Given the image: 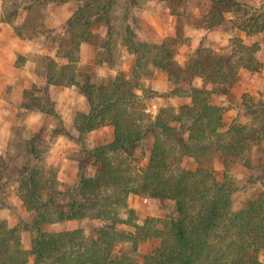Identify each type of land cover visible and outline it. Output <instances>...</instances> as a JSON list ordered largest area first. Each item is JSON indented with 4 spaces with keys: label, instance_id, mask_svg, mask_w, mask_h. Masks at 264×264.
<instances>
[{
    "label": "trees",
    "instance_id": "obj_1",
    "mask_svg": "<svg viewBox=\"0 0 264 264\" xmlns=\"http://www.w3.org/2000/svg\"><path fill=\"white\" fill-rule=\"evenodd\" d=\"M68 1L1 0L0 20L11 25L18 38L32 40L42 34L50 38L55 50L53 57L36 58L34 73L43 83L24 88L18 111L54 115L49 87L76 86L88 109L75 113V129L84 133L113 127V139L93 151L96 171L80 179L79 199L55 203L60 193L57 182L40 181L45 168L20 169L26 177L20 185V198L26 210L36 214L29 250L32 264H136L130 252L117 248L124 242L132 252L150 244L144 264H264V163L253 166L249 157L253 146L264 144V93L255 98L244 92L236 106L237 116L227 126L223 107L212 102V96L232 90L240 70H260L257 44L233 37L225 52L189 50L179 64L175 59L181 43L178 35L160 43L140 38L137 9L141 0H75L78 5L63 31L53 35L45 28L46 8ZM175 5L176 0L168 3L177 14L171 8ZM236 11L241 16L226 17ZM21 13L22 21L15 24ZM203 17L207 30L228 23L246 37L264 34V2L251 6L241 0H211ZM98 25L105 27L103 37L94 32ZM83 43L94 46L104 55L101 63L109 66L123 47L134 57L131 71L117 70L106 82L91 81L79 68ZM153 68L167 75L165 95L188 97L190 102L178 111L161 107L154 116L148 114L143 101L157 92L148 90L142 80L152 75ZM196 79L202 85L196 86ZM147 132L152 133V146L147 164L141 166L134 151ZM62 133L69 135L65 130ZM34 141L25 144L29 159H35ZM184 158L192 159L195 168H185ZM215 158L223 166L220 175L214 173ZM236 163L250 171L246 179L231 174ZM3 164L0 155V179ZM257 185L262 187L260 192L239 208L233 207L238 192ZM129 194L173 200L175 215L169 219L148 216L139 224L127 208ZM89 211L102 221L90 235H83L81 229L44 230L56 222L82 220ZM120 214L126 217L120 218ZM14 228L0 224V264L27 262L12 234Z\"/></svg>",
    "mask_w": 264,
    "mask_h": 264
},
{
    "label": "rangeland",
    "instance_id": "obj_2",
    "mask_svg": "<svg viewBox=\"0 0 264 264\" xmlns=\"http://www.w3.org/2000/svg\"><path fill=\"white\" fill-rule=\"evenodd\" d=\"M251 6H258L264 0H241ZM174 0H141L137 9V16L141 19V29L138 31L141 39L147 42L160 43L164 38L180 37L178 52L175 57L179 64L183 63L184 55L189 50L212 48L216 52H225L229 47V40L233 37L240 38L244 43H256L258 51L256 56L261 63L259 71L242 69L239 72V79L226 95L212 96V102L222 106L224 109V122L229 125L231 120L237 116L236 106L241 102L244 92L257 98L259 93H264V34L259 33L246 37L239 30H232L228 23L207 30L204 27V13L209 9L211 0H187V2L176 0V13H172L168 3ZM178 4V5H177ZM78 2L70 0L63 4H49L46 8L45 28L51 29L52 34L61 33L66 21L77 7ZM1 13V0H0ZM241 11L226 13L228 19L234 16H241ZM23 13L15 20V24L22 21ZM1 21V20H0ZM12 26L0 22V38L19 42L14 36ZM94 32L101 37L105 34V27L98 25ZM188 40V41H186ZM30 41L32 51L25 54H18L15 64L9 63L6 67L7 74L0 80V155L4 159L0 179V224L8 228H14L15 238L18 239V246L25 253L26 264L33 263V256L29 253L30 240L34 236L32 227L35 220V213L27 211L20 198V185L26 179L20 169L27 172L32 167H43L41 182L46 178L57 182V189L60 191L54 199L55 203L67 202L70 199H79V181L83 177H90L96 171L94 149L113 139V127L106 125L94 130L79 133L73 124L75 113L86 112L88 107L84 96L76 86H50L49 97L53 102L54 115L37 111H18L21 101L20 94L16 90V82L22 77V66L28 60L35 63L39 55L53 57L55 50L51 47L50 38L39 34ZM29 44V43H28ZM26 49L24 44L22 45ZM1 55V52H0ZM8 59L10 54H5ZM102 55L94 46L83 43L80 47L79 68L83 74L89 75L91 81L96 83L106 82L117 70L129 73L134 63V57L120 48L119 54H114L113 66L101 63ZM64 62V61H62ZM100 62V63H99ZM13 65V66H12ZM103 72L104 75H100ZM152 75L142 80V84L148 89L157 92L151 97L144 99L145 111L154 116L161 107H171L178 111L183 104L189 103L188 97L178 95H165L167 88V75L159 69H152ZM30 80V79H29ZM32 84L43 83L42 77L34 76ZM3 83V84H1ZM31 84V85H32ZM196 86L202 85L200 79L194 81ZM30 85V86H31ZM210 87V85H207ZM29 87V86H28ZM142 94L141 91H138ZM3 100V101H2ZM46 108L50 106L46 105ZM243 120V118H241ZM61 128V129H60ZM62 130L69 135L62 133ZM185 134L181 136L184 138ZM35 138L34 146L36 151L33 154L35 159L26 154L27 140ZM152 146V133L147 132L134 154L140 158L139 164H147L148 152ZM29 156V158H27ZM249 157L253 166L264 163V144L252 147ZM182 165L185 168L194 169L196 164L192 159L184 158ZM214 173L220 175L223 171L222 163L215 158L212 162ZM22 169V170H23ZM49 171V172H48ZM231 174L238 179H246L250 171L243 165L236 163L230 168ZM262 190L260 185L251 187L245 191L238 192L233 200V207L239 208L244 200L257 194ZM59 205V204H58ZM128 209L135 215V221L141 224L146 217H159L169 219L175 215V202L170 199H154L140 195L129 194L127 196ZM126 214H120L125 218ZM94 211H89L86 218L82 220H68L46 225L44 230L50 232H62L64 230L81 229L83 235L94 233V229L101 224ZM118 228L125 229L124 225ZM15 239V243H17ZM123 247L131 253L136 264L143 263V255L150 248L149 243L140 245L135 251H131L129 243L116 245Z\"/></svg>",
    "mask_w": 264,
    "mask_h": 264
},
{
    "label": "crops",
    "instance_id": "obj_3",
    "mask_svg": "<svg viewBox=\"0 0 264 264\" xmlns=\"http://www.w3.org/2000/svg\"><path fill=\"white\" fill-rule=\"evenodd\" d=\"M1 14V13H0ZM4 24V22L0 21ZM19 42L10 41L9 39H1L0 38V80H2L7 74L6 67L9 63L15 64L16 57L18 54H25V52L32 51V47L28 49V46H30V41L20 39L16 36L15 32L13 31V28L11 30ZM29 43V44H28ZM25 45L26 49L24 50L22 45ZM5 54H10V58L5 56ZM13 66V65H12ZM22 77L18 80L19 82H16V90L18 91V94H20V98L22 97V93L24 88L30 86L34 81V76H37L34 73V64L30 61H26L25 64L22 66ZM30 79V80H29ZM3 84V83H1ZM3 101V100H2ZM21 102V101H20ZM18 108V107H17ZM33 112V111H32Z\"/></svg>",
    "mask_w": 264,
    "mask_h": 264
},
{
    "label": "clouds",
    "instance_id": "obj_4",
    "mask_svg": "<svg viewBox=\"0 0 264 264\" xmlns=\"http://www.w3.org/2000/svg\"><path fill=\"white\" fill-rule=\"evenodd\" d=\"M100 75H104V73L103 72H100ZM113 75H115V73H113Z\"/></svg>",
    "mask_w": 264,
    "mask_h": 264
}]
</instances>
